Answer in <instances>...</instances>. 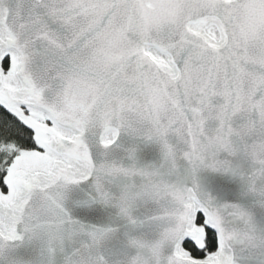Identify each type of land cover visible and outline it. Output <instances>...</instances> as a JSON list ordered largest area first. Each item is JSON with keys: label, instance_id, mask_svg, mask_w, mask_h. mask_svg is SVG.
Returning a JSON list of instances; mask_svg holds the SVG:
<instances>
[{"label": "snow or ice", "instance_id": "1", "mask_svg": "<svg viewBox=\"0 0 264 264\" xmlns=\"http://www.w3.org/2000/svg\"><path fill=\"white\" fill-rule=\"evenodd\" d=\"M0 264H264V0H0Z\"/></svg>", "mask_w": 264, "mask_h": 264}]
</instances>
